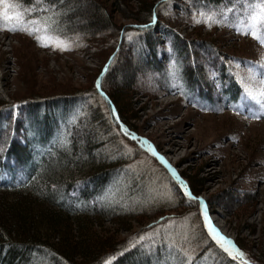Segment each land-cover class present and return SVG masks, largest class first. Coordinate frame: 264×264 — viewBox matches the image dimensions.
Instances as JSON below:
<instances>
[{
	"label": "trees",
	"instance_id": "obj_1",
	"mask_svg": "<svg viewBox=\"0 0 264 264\" xmlns=\"http://www.w3.org/2000/svg\"><path fill=\"white\" fill-rule=\"evenodd\" d=\"M157 1L140 0L141 9L134 12L128 0H111L110 5L102 0H45L55 3L56 10L63 13L57 34L75 47L89 41L94 46L98 43L92 41L96 36L112 30L119 31L123 45L116 46L102 77L111 79V91L102 86L100 90L95 87L68 97L37 95L16 105L10 94L0 88V176L6 175L0 182V264H104L109 258L113 264L252 261L247 254L242 259L230 257L203 223L193 227L195 223H185L180 214H164L190 200L183 198L177 187L176 199L171 194L149 205L143 177L151 172L143 164L137 165L138 170L144 168L138 173L130 171L134 156L138 157L142 150L139 146L133 152L129 150L124 139L135 141L125 135L121 122L131 133L127 122L138 118L126 116L132 111L128 103L141 88L136 83L137 68H152L156 83L152 91L156 96L166 91L191 103L201 99L205 106L206 102L215 104V97L220 95L218 101L224 99L231 105L240 101L242 92L237 78L227 72L225 63H220L213 43L197 42L198 52L193 50L197 45L194 41L159 19L155 22ZM186 1L193 9L205 12L215 9L219 13L233 6L230 0ZM20 2L24 8L32 5V0ZM116 13L135 23L119 28ZM229 14L232 21L234 13ZM42 15L39 11L26 13V18L38 19ZM155 33H161L163 38ZM123 50L136 51L138 57L131 56L134 68L128 66L133 77L115 86L112 74L116 70L112 69L120 62ZM110 101L117 108L119 121L107 108ZM79 130L84 132L80 134ZM155 216L162 217L146 227ZM171 219L186 231L185 239L181 233L154 238V229L168 225ZM138 225L140 231H134ZM141 235L147 238L141 241ZM240 241L238 248L246 252ZM180 248L188 252L190 260H185ZM262 249L253 264H263Z\"/></svg>",
	"mask_w": 264,
	"mask_h": 264
},
{
	"label": "rangeland",
	"instance_id": "obj_2",
	"mask_svg": "<svg viewBox=\"0 0 264 264\" xmlns=\"http://www.w3.org/2000/svg\"><path fill=\"white\" fill-rule=\"evenodd\" d=\"M139 1L128 0L134 12L141 9ZM160 1L155 3L158 11L155 22L159 19L169 29L194 41L197 45L193 50L198 52L200 47L197 42L213 43L220 63H225L227 72L237 78L242 92L240 101L231 105L224 99L218 101L220 95L215 97L216 90L213 91L215 104L206 102L205 106L201 99L198 103H191L166 91L156 96L152 91L156 85L152 79V68H137L136 83L142 89L137 87L140 90L128 103L132 111L126 116L136 115L138 118L128 120L132 132L125 133L136 143L124 140L131 152L136 150V146L143 152L140 151L136 158L134 156L130 171L138 173L144 168L138 170L137 165L143 164L151 172L143 177L149 205H155L159 199L172 195L176 199L179 193L174 191L179 189L183 198L190 200L176 211L164 214H180L185 223H195L193 227L203 223L208 231L203 215L206 205L215 227L236 245L241 240L246 247L244 253L252 259L251 262H255L260 247L264 250V113H261L256 101L246 96L244 85L259 86L260 77L252 80L250 72L264 71V45L236 30L233 25L239 23L238 13L233 14L232 21H229L228 14L222 23L213 22L209 26L208 22H194V19H202L197 14L203 9H193L186 0ZM102 2L110 5L111 0ZM114 17L119 28L135 23L119 13ZM216 19L221 17L218 15ZM118 32L102 31L92 40L98 41L95 47L89 41L82 46L72 44L62 51L51 43L44 46L34 34L9 33L0 28V88L10 94L16 105L37 95L48 98L68 97L79 91L85 93L97 88V82L101 85L99 90L103 86L111 91V79L106 77L104 80L102 77L107 71L106 67L110 66L109 61L112 62L114 56H110L116 46L123 45ZM155 34L163 38L161 33ZM133 52H120L121 60L112 69L116 70L112 74L115 86H122L127 78L133 77V73L128 71V66L132 65L131 56L138 57V53ZM210 60L213 61L212 56ZM108 106L119 121L115 105L110 101ZM253 113L259 118H253ZM121 126L123 130L127 128L123 124ZM83 132L79 130L80 134ZM173 169L176 175H173ZM181 180L184 185H181ZM197 180L203 182L199 184ZM185 186L197 199L188 196ZM161 217L149 219L146 227L158 223ZM176 221L171 219L168 225L154 229L153 237L157 239L163 235L181 233L185 239L187 233L181 231V225H176ZM138 227L134 231H140Z\"/></svg>",
	"mask_w": 264,
	"mask_h": 264
},
{
	"label": "snow or ice",
	"instance_id": "obj_3",
	"mask_svg": "<svg viewBox=\"0 0 264 264\" xmlns=\"http://www.w3.org/2000/svg\"><path fill=\"white\" fill-rule=\"evenodd\" d=\"M230 3H232V7H227L219 13H217L215 9H211L207 12H198L197 15L202 19H194V22H208L209 26H211L213 22L218 24L222 23V20L227 18L229 13H238L239 23L233 25L236 27V30L242 32L244 35H250L259 44L264 45V0H230ZM38 5L39 7H37ZM37 11L44 15L38 19L26 18V13ZM61 15H63V13L56 10L55 3H45V0H32L30 8H24L20 0H0V28L9 31L20 30L29 32L30 34H34L35 38L44 44V46H48V43H51L54 47L60 48V50L63 51L71 47L72 43L70 40L62 39L61 36L57 34L60 31L59 19ZM218 15L221 19H216ZM240 17H242V19ZM142 27L146 28L147 25ZM129 38H131V36H129ZM109 63H111V61H109ZM105 70H107V67ZM257 76L260 77L259 86L250 87L249 85H244V91L248 98L259 104L261 113H264V71L260 73L250 72V79L256 80ZM241 82L243 83V79ZM100 87V83L97 82V88ZM253 118L258 119L259 116L253 113ZM128 131L127 128H124L125 133H128ZM133 138L136 139L137 137L133 134ZM173 175H176L174 169ZM180 183L184 185V181L181 180ZM185 191L189 197L197 199L188 191L186 186ZM203 215L209 233L212 235L213 239L216 240L220 248L233 259L237 257L245 258L246 253L238 248L230 237L221 233L212 223L206 205L203 209ZM148 235L150 236L151 234ZM146 238V235H141L139 237L141 241H144ZM180 251L185 257V260H190V256L185 249L180 248ZM104 264H113V261L109 258L104 261ZM181 264H185V262L182 261ZM244 264H252V262L245 259Z\"/></svg>",
	"mask_w": 264,
	"mask_h": 264
},
{
	"label": "water",
	"instance_id": "obj_4",
	"mask_svg": "<svg viewBox=\"0 0 264 264\" xmlns=\"http://www.w3.org/2000/svg\"><path fill=\"white\" fill-rule=\"evenodd\" d=\"M122 124V123H121ZM154 152V151H153Z\"/></svg>",
	"mask_w": 264,
	"mask_h": 264
},
{
	"label": "bare ground",
	"instance_id": "obj_5",
	"mask_svg": "<svg viewBox=\"0 0 264 264\" xmlns=\"http://www.w3.org/2000/svg\"><path fill=\"white\" fill-rule=\"evenodd\" d=\"M6 176V175H5Z\"/></svg>",
	"mask_w": 264,
	"mask_h": 264
}]
</instances>
